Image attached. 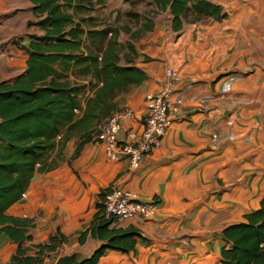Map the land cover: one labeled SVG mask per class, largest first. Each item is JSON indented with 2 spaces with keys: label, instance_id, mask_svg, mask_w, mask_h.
Here are the masks:
<instances>
[{
  "label": "crops",
  "instance_id": "0c3cea01",
  "mask_svg": "<svg viewBox=\"0 0 264 264\" xmlns=\"http://www.w3.org/2000/svg\"><path fill=\"white\" fill-rule=\"evenodd\" d=\"M208 1L227 17L185 24L173 32L169 12L155 14L152 29L136 44L134 65L146 78L117 101L119 108L134 113L123 122L120 138L127 131L139 134L146 94L159 89L166 67L177 71L179 80L171 88L182 95L183 106L171 115L160 147L130 170L125 159L109 160L99 141L86 143L76 154L77 140L72 138L53 152L56 166L35 174L21 199L5 211L7 217L29 224L30 241L24 246L48 245L50 237L63 235L45 264L71 255L81 264L104 245L92 236V221L103 196L116 186L140 200H154L159 207L150 219L111 223L109 230L136 233L134 250H108L97 264H219L227 247L223 230L260 208L264 0ZM32 9L30 0H0V83L24 72L23 47L30 35L43 34L38 26L27 25L35 21ZM227 84L228 93H221ZM206 94L211 99L199 108L197 101ZM215 125L222 129L218 142L210 137ZM17 247L0 234V264H10Z\"/></svg>",
  "mask_w": 264,
  "mask_h": 264
},
{
  "label": "trees",
  "instance_id": "16d2710c",
  "mask_svg": "<svg viewBox=\"0 0 264 264\" xmlns=\"http://www.w3.org/2000/svg\"><path fill=\"white\" fill-rule=\"evenodd\" d=\"M30 1L37 20L27 25L38 26L43 34L30 35L23 47L27 54L24 72L11 82L0 83V234L18 245L10 264H45L64 237L58 233L48 245L24 246L30 241L29 224L7 217L5 211L21 199L35 174L56 166L51 159L55 150L75 138V153H79L97 136L103 122L120 110L118 98L146 78L134 65V45L127 44L124 53L117 32L97 29L89 15L83 16L95 0ZM150 1L157 12H169L173 32L185 24L227 17L208 0ZM152 26L151 21L144 23L143 32ZM102 210V204L98 205L91 233L105 243L81 264H97L108 250H134L136 233L109 230L111 221ZM222 237L227 247L221 251L219 264H264V197L258 210L246 214L244 222L226 227Z\"/></svg>",
  "mask_w": 264,
  "mask_h": 264
},
{
  "label": "built area",
  "instance_id": "2783aa9c",
  "mask_svg": "<svg viewBox=\"0 0 264 264\" xmlns=\"http://www.w3.org/2000/svg\"><path fill=\"white\" fill-rule=\"evenodd\" d=\"M179 75L172 67H166L159 89L145 96L146 111L141 133L127 131L120 138L122 124L134 118L129 108H121L106 119L97 140L102 144L106 157L116 161L125 159L130 170L136 169L152 151L158 149L171 124V115L179 112L183 106V97L172 91V82L178 81ZM228 84L221 87V93H228ZM211 96L206 94L197 101L199 108L206 106ZM222 129L219 125L212 128V141L220 140ZM102 213L111 223H124L137 218L150 219L156 215L159 203L144 201L135 197L129 190L118 186L110 189L103 196Z\"/></svg>",
  "mask_w": 264,
  "mask_h": 264
},
{
  "label": "rangeland",
  "instance_id": "374dc122",
  "mask_svg": "<svg viewBox=\"0 0 264 264\" xmlns=\"http://www.w3.org/2000/svg\"><path fill=\"white\" fill-rule=\"evenodd\" d=\"M94 2L91 6L92 10L85 12L83 16L87 17L89 15L92 23L97 26V29L106 30L111 33L117 32V41L122 46L124 53H127V44H132L136 48L138 39L145 33L143 32L142 25L151 21L152 18L156 17L155 14H157L150 0H102L100 5ZM110 37L111 34L109 33L107 38L109 39ZM85 93H90L88 88H85ZM94 140L98 141L97 136L90 142Z\"/></svg>",
  "mask_w": 264,
  "mask_h": 264
},
{
  "label": "water",
  "instance_id": "95a60500",
  "mask_svg": "<svg viewBox=\"0 0 264 264\" xmlns=\"http://www.w3.org/2000/svg\"><path fill=\"white\" fill-rule=\"evenodd\" d=\"M55 264H79V263L75 260V256L71 255V256L58 258Z\"/></svg>",
  "mask_w": 264,
  "mask_h": 264
}]
</instances>
